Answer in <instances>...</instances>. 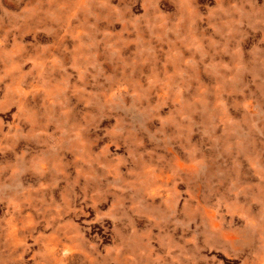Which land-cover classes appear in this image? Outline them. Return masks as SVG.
Here are the masks:
<instances>
[{"label": "rangeland", "instance_id": "374dc122", "mask_svg": "<svg viewBox=\"0 0 264 264\" xmlns=\"http://www.w3.org/2000/svg\"><path fill=\"white\" fill-rule=\"evenodd\" d=\"M0 264H264V0H0Z\"/></svg>", "mask_w": 264, "mask_h": 264}]
</instances>
